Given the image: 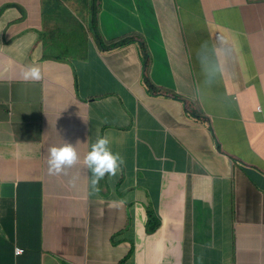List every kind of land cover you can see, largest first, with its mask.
<instances>
[{
  "label": "crops",
  "instance_id": "crops-1",
  "mask_svg": "<svg viewBox=\"0 0 264 264\" xmlns=\"http://www.w3.org/2000/svg\"><path fill=\"white\" fill-rule=\"evenodd\" d=\"M98 136L123 162L94 188ZM125 257L264 264V0H0V264Z\"/></svg>",
  "mask_w": 264,
  "mask_h": 264
},
{
  "label": "clouds",
  "instance_id": "clouds-1",
  "mask_svg": "<svg viewBox=\"0 0 264 264\" xmlns=\"http://www.w3.org/2000/svg\"><path fill=\"white\" fill-rule=\"evenodd\" d=\"M99 36L96 40H101L102 35L96 31ZM105 45L102 46L107 50ZM73 58L66 60V63L72 65ZM20 75L24 80H39L42 75V68L39 65H28L21 69ZM191 113H198V107L194 105ZM260 112V109H257ZM110 141L107 136H98L96 140L90 145L84 157V163L91 172V185L95 188L98 181L106 174H114L119 166L122 164V158L118 153H114L109 147ZM79 159L76 146L72 143L65 142L58 146H52L49 149L48 166L50 172L59 173L66 167L76 163ZM20 251V253H18ZM17 255L21 254V249H16ZM117 261L116 264H118Z\"/></svg>",
  "mask_w": 264,
  "mask_h": 264
},
{
  "label": "trees",
  "instance_id": "trees-1",
  "mask_svg": "<svg viewBox=\"0 0 264 264\" xmlns=\"http://www.w3.org/2000/svg\"><path fill=\"white\" fill-rule=\"evenodd\" d=\"M101 28H102V25L101 24L98 25L97 19H94V21L92 22L91 31L93 33L98 31V33H100L99 30ZM131 40H132L131 38H128V39H124V40H122L120 42L119 41H113L112 42L113 44L109 45L107 50L120 48V47L124 46L126 43L130 42ZM85 57H86V59H88L87 56H85ZM94 64L99 65V64H101V62L100 61H96V62H94ZM149 219L152 220L153 222H155L156 226L154 224H152L151 222H149L150 230L154 232L157 229V226L159 225L158 219L155 216H149ZM117 261H119L118 264H132V261L129 260V258H126V257L123 258V259H118L117 258Z\"/></svg>",
  "mask_w": 264,
  "mask_h": 264
},
{
  "label": "rangeland",
  "instance_id": "rangeland-1",
  "mask_svg": "<svg viewBox=\"0 0 264 264\" xmlns=\"http://www.w3.org/2000/svg\"><path fill=\"white\" fill-rule=\"evenodd\" d=\"M162 10H163V4H160L159 5V11H160V13L163 14ZM79 16H80L79 14H71V15L67 16L66 18H69L70 20L68 22H65L64 24L69 25L71 28L77 29L79 36L88 37L87 27L83 28V27L79 26L80 25ZM68 34L71 35V32H68ZM54 58H55V56H54ZM173 64L175 65V60L173 61Z\"/></svg>",
  "mask_w": 264,
  "mask_h": 264
},
{
  "label": "built area",
  "instance_id": "built-area-1",
  "mask_svg": "<svg viewBox=\"0 0 264 264\" xmlns=\"http://www.w3.org/2000/svg\"><path fill=\"white\" fill-rule=\"evenodd\" d=\"M18 253H20V251H18Z\"/></svg>",
  "mask_w": 264,
  "mask_h": 264
}]
</instances>
